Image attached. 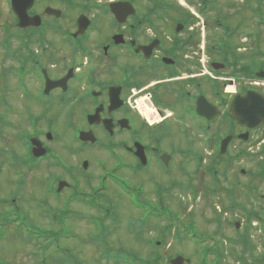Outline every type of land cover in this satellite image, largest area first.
<instances>
[{
    "label": "flooded vegetation",
    "instance_id": "obj_1",
    "mask_svg": "<svg viewBox=\"0 0 264 264\" xmlns=\"http://www.w3.org/2000/svg\"><path fill=\"white\" fill-rule=\"evenodd\" d=\"M193 6L195 12L176 0H15V13L12 0H0V175H26L44 166L49 174L41 190L43 198L35 202L46 205L51 196L67 208L66 219H85V211L70 204L100 210L106 179L118 187L129 206L134 191L140 198L150 197L144 185L131 186L130 181L144 177L154 181L152 172L170 176L182 171L181 142H185L206 145L210 157L205 165L203 154L196 150H190V160L196 171L202 165L217 186L218 173H224L219 166L224 163L225 169V164L245 153L240 150L228 159L230 145L250 142L261 127L238 123L229 110L235 96L247 91L264 94V79L254 76L264 65L259 58V69L248 75L245 62L237 65L249 57L246 45L230 48L224 40L204 34L212 28L206 19L213 0H198ZM78 28L82 32L76 33ZM133 89L136 95L149 93L156 107L150 121L130 106L128 100L136 96ZM199 102L210 109L208 115L216 114L199 115ZM86 132L96 140L81 139ZM33 143L45 149L43 156H35ZM94 147L107 154V160L94 159L96 187L86 184L85 178L82 183L83 171L91 167L85 151ZM164 154L167 158L162 160ZM123 170L132 180L121 174ZM60 181L66 185L57 191ZM171 184L179 188L181 183L171 178ZM157 186L153 185L154 192H164ZM19 189L10 192L13 202L20 199ZM141 202L147 209L154 207L153 201L152 205ZM168 214L176 219L170 208ZM43 218L48 225H33L29 219L12 222L13 231L0 232L1 246L25 244L31 264H133L134 254L142 256L144 264H170L180 254L167 253L163 247L169 234L164 213L152 219L163 221L156 228L139 225L146 232L139 233L138 227L134 235V223H128L143 254L113 242V231L121 223L118 215L89 222L93 231L87 233V240L72 222ZM189 224L173 226L171 234ZM37 228L43 231L31 230ZM151 231L155 232L152 241ZM79 236L80 248L70 244ZM85 241L96 252L93 262L85 261ZM0 262L10 264L3 257Z\"/></svg>",
    "mask_w": 264,
    "mask_h": 264
},
{
    "label": "rangeland",
    "instance_id": "obj_2",
    "mask_svg": "<svg viewBox=\"0 0 264 264\" xmlns=\"http://www.w3.org/2000/svg\"><path fill=\"white\" fill-rule=\"evenodd\" d=\"M183 6H190V9L195 12L194 4H197L198 0H176ZM201 1V0H199ZM218 9L211 11L209 18L206 19L207 22L212 24V19L216 16V13L219 11V18L224 22H228L231 27H237L234 31L231 44H240L243 43L246 45V56L243 61H236L237 65H241L245 62L246 68L248 69L247 74L251 75L259 69L257 67L258 60L261 58L264 65V24H261L258 21L255 7L258 8V13L261 14L264 18V0L256 2L252 0H217ZM1 21V19H0ZM208 24V25H210ZM206 25V24H205ZM200 27L203 28V20L200 21ZM211 30L207 33L209 38L212 40H219L222 36L221 30L212 24ZM245 33V34H244ZM248 36V39L245 37ZM226 39V38H225ZM246 39V41H245ZM228 42V41H226ZM253 57L251 60L250 57ZM256 59V60H254ZM232 65V61H230ZM263 83V82H262ZM249 85L247 84V87ZM264 88V85L262 86ZM143 94V95H142ZM140 98L137 96L133 99L137 104H148L151 107V112L156 113V107L153 104L149 93H143ZM144 99V100H140ZM133 105V102L132 104ZM135 106V104L133 105ZM152 108L154 110H152ZM139 116L142 119L148 121V118L145 117L147 113L138 112ZM150 119V118H149ZM264 124L253 134L250 142L241 143L236 142L230 145L229 148V157H234V155L240 150H245V153L249 155H257L264 146ZM170 140L167 143H163L164 148H168ZM183 153L180 157L182 171L174 173L170 176L158 174L159 172L153 173V178L148 181L144 179H137L136 181H130V185H140L149 191L150 197L146 195L140 199L147 202L148 204H153L154 207H168L171 209L172 213L176 216V223L189 224L191 223L192 227H187L191 234L195 235L201 240H206L202 242L203 244H194L190 238H173L171 235L166 234L163 247L166 249L167 253H177L182 254L183 257L189 260L187 264H199L200 260L203 259L202 251L204 248H208L211 245H206L210 241L211 244L217 243L216 252H219L223 255L221 264H241L243 260L245 264H264V260H261V256L264 253V235H263V223L257 221L247 214L249 213H258L263 217L264 221V178H260L255 175L258 163L263 160V155H259L255 159H250L248 157L240 156L225 164L226 168L224 169V163L218 168L224 173L221 175L218 173V185H214V182L211 181L209 175H206L204 167L201 165L200 168H197L195 162L190 160L191 156L189 154L190 150H196L199 153L203 154L202 164L205 165L208 162L209 150L206 145L203 143L189 144L181 142ZM185 152V153H184ZM86 156L89 158V163L91 167L88 170L83 171L82 183L85 178L87 180L86 184L89 186L96 187V176L97 170L94 166V159L99 158L105 160L107 154L104 150L94 147L93 149H87L85 151ZM211 155V154H210ZM179 159V156H175ZM107 160V159H106ZM222 167V168H221ZM244 170V173H241L240 170ZM51 172V170H50ZM26 175L13 176L6 173L0 175V198H5L7 194L10 193L14 187H17V179L21 180L22 183L19 186L20 199L16 197V203L21 205L24 209L25 214L29 221L33 225L46 223L49 224V221L43 218L45 213L42 211L44 209H50L51 212L56 211L58 207H61L60 202L56 201L50 196L48 203L45 206H37L35 202L37 199H42L41 190L44 187L46 180L47 169L44 166L39 167L36 171L27 172ZM122 175L125 177H130L129 173L125 170L121 171ZM171 178H175L180 182L179 188L174 187L171 184ZM132 180V177H130ZM145 183V184H144ZM158 184L157 187L164 189V192L153 191V185ZM189 185L188 186H185ZM87 187V186H85ZM86 189V188H85ZM190 189H192L190 191ZM155 193V198L154 197ZM16 194V196H18ZM120 190L115 185L106 182V188L100 193V204L106 207H109L116 215L119 216L121 223L113 231L115 234L112 236L113 242L116 246L130 248L137 250L139 253L143 254L141 244H137L134 241L135 234L137 233L138 227L135 226L133 233L130 232L127 227L128 223H135L138 217L141 216V211L134 209L132 206H129L128 199L126 197L120 198ZM152 198V201L150 200ZM134 199L132 198L131 201ZM70 206H73L75 209L85 211L88 213L96 214L105 218V215L102 211H96L93 208H87L82 204L71 203ZM222 207H226L225 213L222 212ZM48 209V210H49ZM21 209H13L10 211V214L20 213ZM4 211V206L0 204V212ZM167 211V209H165ZM247 211V212H246ZM159 212L164 213L167 216V212L159 210ZM259 215V216H260ZM145 218V217H144ZM154 219V218H151ZM67 221L72 222V226L75 231L81 233L83 237L87 240V233L93 231L92 224L86 220L80 219H67ZM152 220L150 224L153 226ZM156 224H163V221L155 220ZM167 226V222H164ZM237 223V226L235 225ZM2 224V222H1ZM154 224V225H156ZM7 232L13 231V226H2ZM176 229V228H175ZM173 232V226L170 228V232ZM175 231V230H174ZM146 232L143 228L139 227V233ZM168 232V231H167ZM171 232V233H172ZM169 233V232H168ZM133 236H132V235ZM155 235L154 231L148 235V238H151ZM175 237V236H174ZM231 241L235 242L233 244ZM82 242V237L79 236L78 239L74 242H71V245L76 244L80 248ZM85 248V261L93 262L96 257V252L91 246V243L87 241L83 242ZM0 244V257L6 258L10 264H31L32 259L27 256V246L25 244L15 242L8 247L1 246ZM213 253V257H208V264L216 263V258L219 255L215 254L214 250H210ZM91 254V255H90ZM171 254V255H172ZM94 257V258H93ZM135 264H143L142 256L133 255ZM240 258V262L239 259ZM260 263H256L257 260Z\"/></svg>",
    "mask_w": 264,
    "mask_h": 264
},
{
    "label": "water",
    "instance_id": "obj_3",
    "mask_svg": "<svg viewBox=\"0 0 264 264\" xmlns=\"http://www.w3.org/2000/svg\"><path fill=\"white\" fill-rule=\"evenodd\" d=\"M12 9L15 13H18L15 8V0H12ZM80 32H82V30L81 28H78L76 33ZM256 75L259 78H264V71H259ZM196 110L198 114L203 116L212 117L216 114L210 112V115H208L207 112L210 111V109L205 108L200 102L198 103ZM229 112L238 123L246 125L249 128H256L264 122V96L255 91H247L243 96H235L232 100ZM82 136L85 140L90 139L91 141H94V138L90 133H85ZM225 144L226 141L222 142V151ZM43 152L44 151H36V154L41 155ZM162 158L165 160L167 157H164L163 155ZM184 262L185 259L181 255L170 260V264H184Z\"/></svg>",
    "mask_w": 264,
    "mask_h": 264
},
{
    "label": "trees",
    "instance_id": "obj_4",
    "mask_svg": "<svg viewBox=\"0 0 264 264\" xmlns=\"http://www.w3.org/2000/svg\"><path fill=\"white\" fill-rule=\"evenodd\" d=\"M259 1H262V0H259ZM218 9V5L217 4H215L214 5V10H217ZM216 16H219V11L216 13ZM237 27H231V25L227 22V24H224L223 25V29H224V31L229 35L228 37H227V39H229L228 41H229V46L231 47L232 46V44H231V33L236 29ZM254 75V74H253ZM261 154L263 155V158H264V147L262 148V150H261ZM258 168H257V171H256V173H255V175H257V176H259L260 178H264V159L263 160H261V162H259L258 164ZM134 202V204H136L137 205V203H136V200H134L133 201ZM247 212V211H246ZM247 214H249V216L250 217H252L253 219H255V220H257V221H261L262 223H263V226H262V229H263V234H264V221H263V217H261V215L260 214H258V213H249V212H247ZM260 215V216H259ZM61 216H63V215H61ZM158 216V215H157ZM167 216H168V225H167V227H166V230L168 231V232H170V228H171V226H175V225H177V223H176V221L174 220V219H172L173 217L172 216H170L169 214H167ZM150 226H152L151 224H150ZM187 230V229H186ZM181 233H180V229H177V231H176V234L174 235L175 236V238H179L181 235H183V236H187L188 235V231H185V232H183L181 235H180ZM232 242V241H231ZM219 255V254H218ZM218 259H221V256L219 255L218 257H216V260H218ZM239 260V262H240V258L238 259ZM255 260H257V259H254V261ZM261 260L263 261L264 260V253L262 254V256H261ZM144 262V261H143ZM203 263H205V261H203ZM241 264H245V262L242 260L241 262H240ZM256 263H260V259L259 260H257L256 261Z\"/></svg>",
    "mask_w": 264,
    "mask_h": 264
},
{
    "label": "bare ground",
    "instance_id": "obj_5",
    "mask_svg": "<svg viewBox=\"0 0 264 264\" xmlns=\"http://www.w3.org/2000/svg\"><path fill=\"white\" fill-rule=\"evenodd\" d=\"M229 92H233V88L232 87H229L227 89ZM149 114H152L151 112H149L147 115H145L146 118H148V120L150 121L151 120V117H149ZM150 118V119H149Z\"/></svg>",
    "mask_w": 264,
    "mask_h": 264
}]
</instances>
